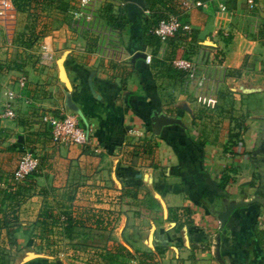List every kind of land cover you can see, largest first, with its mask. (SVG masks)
<instances>
[{
    "label": "crops",
    "instance_id": "1",
    "mask_svg": "<svg viewBox=\"0 0 264 264\" xmlns=\"http://www.w3.org/2000/svg\"><path fill=\"white\" fill-rule=\"evenodd\" d=\"M59 1L29 45L4 44L0 14V62L12 65L13 47L22 55L0 67V111L2 90L26 77L15 115L0 114V242L28 245L11 264H112L124 256L116 244L153 253L154 264H264V0L251 9L223 0V11L216 2L184 11L180 0ZM179 12L184 37L148 33ZM21 13L10 14V36L28 35ZM177 56L193 61V78L169 67ZM41 110L73 112L87 143L52 142ZM25 149L37 165L14 181ZM232 201L241 203L221 225ZM182 205L187 223L179 210L168 217ZM53 241L62 247L44 248Z\"/></svg>",
    "mask_w": 264,
    "mask_h": 264
},
{
    "label": "built area",
    "instance_id": "2",
    "mask_svg": "<svg viewBox=\"0 0 264 264\" xmlns=\"http://www.w3.org/2000/svg\"><path fill=\"white\" fill-rule=\"evenodd\" d=\"M89 0H79V7L85 8ZM248 8H252L255 5L254 0H244ZM216 2V7L219 11L226 9L223 0H180L179 4L184 11L191 7L205 6L209 3ZM14 5L11 0H0V14L2 15V27L5 37L4 44L10 45L11 34V12L14 11ZM77 10L73 15L79 14L82 11ZM178 30L188 32L190 25L182 19L181 12L170 13L166 16L157 19L156 23L150 28V32L154 34L160 41H165L168 37L173 35ZM144 59L146 62L150 61V55L145 54ZM172 66L184 71L188 78L195 76V65L193 61L185 56L173 57L170 60ZM206 79L205 73H199L197 75V85H201ZM26 77L24 74H20L14 81V86L6 87L2 90V108L0 114L4 117H13L15 110L13 107V100L20 94V91L25 87ZM38 118L40 121L48 126L49 137L52 142L59 144H84L87 143L89 137V129L80 124L76 115L69 111H59L54 113L52 111L41 110L38 112ZM37 155L29 149H25L12 173L14 180L19 181L29 174L37 165Z\"/></svg>",
    "mask_w": 264,
    "mask_h": 264
},
{
    "label": "rangeland",
    "instance_id": "3",
    "mask_svg": "<svg viewBox=\"0 0 264 264\" xmlns=\"http://www.w3.org/2000/svg\"><path fill=\"white\" fill-rule=\"evenodd\" d=\"M11 1L14 5L15 10L22 12L21 15L24 18L20 19L22 21L20 25L24 23L23 27H26V30L28 31L27 34L29 35L30 38H32L34 35L39 36L40 34H42L41 31H43L44 29H43L41 21L45 19V16H47L46 12L48 10H51L52 6L59 4L58 0H11ZM37 26H38L37 28L38 30L36 29ZM30 38L27 39L26 36L22 38L18 36V33L14 34V29H13L12 35L10 37L9 47L12 46V44L14 43L20 46L23 44L26 45L27 42L30 41ZM8 58L10 59L9 61L12 62V65H10L9 63L0 62L1 64L0 67L2 68L3 67L8 68L11 66L17 67L20 61L22 60L21 51L17 50L16 47L11 48V50H9ZM0 59L2 60L3 58L0 57ZM21 153H19L17 160L19 159ZM17 160H16V163H17ZM43 244H44L45 249L50 250L52 248H57V249L61 248L63 242L53 241V242H45ZM34 245H35V248H38V245L36 244ZM26 246L28 245L22 244V243H20L19 245L17 243H12L9 241L0 242V264H11L15 259H17V255L19 251H21L22 248L25 249ZM20 253H22V251ZM110 260H112L111 257H110ZM127 261L128 260L126 259V257L117 256V257H114V259L112 260V264H129ZM149 262L151 263V261Z\"/></svg>",
    "mask_w": 264,
    "mask_h": 264
},
{
    "label": "trees",
    "instance_id": "4",
    "mask_svg": "<svg viewBox=\"0 0 264 264\" xmlns=\"http://www.w3.org/2000/svg\"><path fill=\"white\" fill-rule=\"evenodd\" d=\"M59 4L58 6L61 5L60 1L58 0ZM163 17V16H162ZM160 17H158L157 19H159ZM157 21V20H156ZM261 29L259 31L260 35L263 36L264 35V21L261 22V25H260ZM151 28V27H150ZM150 28L148 29V33H151L150 32ZM42 32V31H41ZM178 33L182 34V35H179L180 37H184V34H187V32H184V31H181V30H178L177 32H175L173 35H177ZM152 34V33H151ZM154 35V34H152ZM171 35V36H173ZM155 36V35H154ZM170 36V37H171ZM38 36L37 35H34L32 38L29 37V35L27 36V39L30 38V41L27 42L26 45H29L31 43H33V41L37 38ZM157 38V37H156ZM169 38V37H168ZM228 38V37H226ZM170 63V62H169ZM170 66L169 67H174L172 66V64L170 63L169 64ZM175 68V67H174ZM177 69V68H176ZM179 73L180 74H184V71L180 70L179 69ZM149 147V146H147ZM228 178V175L226 174H223L220 179L218 180V184L219 186H223L225 180ZM180 211V214L183 216L184 218V221L183 222H189L190 221V213L192 212L190 206L188 205H182V206H179V207H169L168 209V217L175 220L176 218H178L179 216L177 215L176 211ZM43 214H47L48 216H52L50 214L47 213V211H43ZM53 217V216H52ZM69 219H67V222L66 224H68V221ZM43 222V221H42ZM64 228L66 229L65 231L68 230V225H64ZM116 247L118 248V250L120 251V254L121 255H124V256H127V257H135L136 260L138 261L139 264H154L153 262V253L149 252V251H135V254L133 255L132 253H130L129 251H127L125 249V247L121 244H116ZM151 261V263L149 262Z\"/></svg>",
    "mask_w": 264,
    "mask_h": 264
},
{
    "label": "water",
    "instance_id": "5",
    "mask_svg": "<svg viewBox=\"0 0 264 264\" xmlns=\"http://www.w3.org/2000/svg\"><path fill=\"white\" fill-rule=\"evenodd\" d=\"M129 1H133L135 3H137L138 5H142V0H129ZM136 55H140L142 56L143 53L139 52V53H136ZM179 120L177 118H173V117H164L162 118L159 123H166V122H178ZM158 123V124H159ZM20 134L18 135V138H20ZM241 202H229L225 209L221 212L218 213L217 215V218L220 222V224L222 225L224 223V221L226 220L228 214L230 213V211L232 210L233 207H235L236 205H239Z\"/></svg>",
    "mask_w": 264,
    "mask_h": 264
}]
</instances>
